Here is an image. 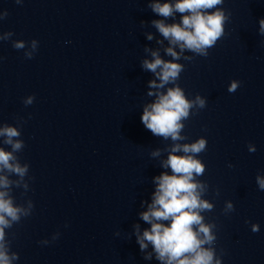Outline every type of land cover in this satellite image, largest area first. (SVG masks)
<instances>
[{
    "label": "clouds",
    "instance_id": "1",
    "mask_svg": "<svg viewBox=\"0 0 264 264\" xmlns=\"http://www.w3.org/2000/svg\"><path fill=\"white\" fill-rule=\"evenodd\" d=\"M19 5L23 0H15ZM224 0H149L147 7L158 19L150 22L162 39H156L152 32H146L147 40L156 39L163 47L164 59L160 49L145 48L151 57L144 58L141 68L153 74L154 79L148 82L149 97L154 101L143 106L141 122L154 136L165 141H171L163 150L150 152L152 158H159L162 152L167 153L166 159L160 161L164 169L153 177L155 185L151 202L146 204V210L139 213V218L150 227L141 231L139 224L133 226V234L145 260L153 256L159 264H222V254L217 255L215 242L217 240L215 222L206 220L204 213L211 212L214 204L205 199L209 191L207 182L198 179L206 172L205 163L199 155L207 150V139L200 137L192 142H183L188 137L183 134L185 121L196 115L207 105L205 97L197 94L189 99L185 90L179 85L181 73L185 65L179 61H192L196 56H209V50L225 35V25L230 20L231 13L223 8ZM179 14V20H176ZM8 16L7 10L0 12V20ZM173 22H167L169 20ZM141 26L148 23L140 22ZM258 34L264 36V18L258 21ZM14 33H0V41L11 40L12 47L23 50L26 59H32L38 50L39 42L12 40ZM30 46V50H25ZM191 53L192 55H186ZM3 58L0 57V60ZM172 85V86H169ZM239 80H232L227 91L234 93L240 87ZM35 95L23 99L25 106L32 105ZM30 118V116H29ZM26 121L17 117V125L0 123V264H15L19 254L11 250L10 230L19 224L22 218L32 215L34 204L31 199L18 204L13 196V189H22L24 196L30 189L29 164L22 163L17 153H20L25 142L21 138V129ZM248 151L254 153L256 147L248 145ZM229 168L234 165L228 164ZM15 176V179L11 177ZM256 184L264 191V175L256 176ZM215 195L219 196L217 188ZM235 211L231 200L225 202L223 212L229 214ZM248 223V221H246ZM251 231H259V224H251ZM14 235V234H13ZM59 233L52 236L55 241ZM130 238V237H129ZM47 245L49 240L40 241ZM151 246L152 251L147 249Z\"/></svg>",
    "mask_w": 264,
    "mask_h": 264
}]
</instances>
